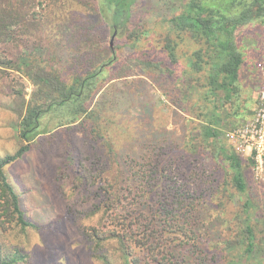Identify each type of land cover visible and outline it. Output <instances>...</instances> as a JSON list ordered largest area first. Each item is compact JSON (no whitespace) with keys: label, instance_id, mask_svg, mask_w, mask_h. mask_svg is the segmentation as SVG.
<instances>
[{"label":"rangeland","instance_id":"1","mask_svg":"<svg viewBox=\"0 0 264 264\" xmlns=\"http://www.w3.org/2000/svg\"><path fill=\"white\" fill-rule=\"evenodd\" d=\"M102 1L0 0V12L19 11L12 35L0 43V52L7 59L17 52L38 54V60L45 55L55 68H61L58 62L64 61L65 77L85 73L89 62L114 48L120 62L113 71L134 75L127 79L130 83L122 84L121 80L109 83L113 71L107 73V84L93 99L107 134L104 139L91 135L88 125L60 128L66 118L48 116L44 122L52 131L38 137L23 159L4 168L20 198L27 225L24 229L12 211L6 213L0 204V264L13 258L18 259L16 264H104L103 254L112 264H167L180 252L198 255V262L205 264H244L245 257L239 253L247 244L241 236L244 203L249 198L254 202L251 222L263 246L259 254L263 251L264 262V162L257 161L244 141L236 138L234 142L230 137L251 124L258 112L262 88L255 70H251L253 74L243 71L240 91L226 106L229 115L223 112L215 139L242 161L247 190L241 193L232 184L229 162L216 157V144L199 136L203 134L199 127L205 123L206 74L187 73L192 44L177 49L176 64L164 51L168 21L181 11L185 0H138L132 7L130 27L138 38L134 47L126 35L111 29ZM256 26L243 28L238 38L249 46V66L248 62L264 58V25ZM159 61L168 67L163 65L161 71L152 66L141 68L143 63ZM35 89L25 71L0 65V159L15 154L21 146V115ZM156 155L166 165L170 156L178 179L196 191L195 213L191 217L192 213L183 212L185 218L179 213V227L174 226L175 217L174 225H160L148 236L149 241L132 240L129 248L119 251L128 226L117 215L131 212L126 206L136 195L134 188L142 185L134 183L138 180L135 173L141 171L145 182ZM122 196L124 200L118 204L116 199Z\"/></svg>","mask_w":264,"mask_h":264},{"label":"trees","instance_id":"2","mask_svg":"<svg viewBox=\"0 0 264 264\" xmlns=\"http://www.w3.org/2000/svg\"><path fill=\"white\" fill-rule=\"evenodd\" d=\"M137 1L103 0L100 3L103 4L105 10L107 8L105 18L109 15L111 29L117 35H126V39L133 44V47L138 38L134 31L130 30V27L132 7ZM18 15L17 9L10 8L9 11L0 12V43H4L12 35ZM168 22L170 24L169 32L164 45L168 59L176 64L179 60L177 49H182L187 46L185 43L189 42L192 44L190 46L192 52L187 57V73L195 76L204 71L206 74L204 80L205 103L203 102L206 107L205 123L201 128L199 127L203 132L199 136L203 135L206 138L204 140H212L216 144V148L218 147L216 157H224L229 162L234 188L245 193L247 183L240 157L236 153L226 150L225 146L215 139L220 133L223 112L228 113L227 107L236 97L234 94L240 91L239 84L245 69L249 70L250 74H253L251 70H255V79H258V85L262 88L263 75L260 67L262 61L248 62L251 64L249 66L247 64L249 46H246L245 43L242 44L238 38L243 28L255 25L257 28L264 25V0H185L181 11ZM99 49L100 53L105 52L101 46ZM37 55L35 53L23 55L17 52L11 59H7L0 52V65L19 73L25 71L26 76L36 87L21 115L19 138L22 144L15 154H9L0 159V204L6 213L11 214L12 211L17 222L21 223L24 229L27 222L24 218L21 201L8 182L4 168L23 159L32 150L33 143L38 140V137L52 131L47 130V125L44 122L48 116L66 118L62 125H58L60 128L67 125H70L67 127L71 128L76 123L88 125L91 135H98L96 136L98 140L104 139L107 134L101 126V113L93 105V99L107 84V73H111L114 66L120 62V57L114 48H109L103 56L89 62L90 69L85 73L81 75L67 73L64 77V61L63 63L58 62L61 68H55L50 66V61L45 55L39 60L35 57ZM163 65L168 67L165 61H159L157 64L143 63L141 68L144 66V70H148L152 66L153 70L161 71ZM72 67L73 64L69 63L68 68ZM112 75L109 83L113 80H121L120 82H124L122 84H127L130 83L127 79L134 76L124 71H113ZM19 97H23V94L20 93ZM168 149L171 150L169 147ZM157 156L152 158L153 163L146 171L147 180L145 182L143 177L141 178V171L135 173L138 180H134V183L142 185L139 188H134L136 195H133L131 204L126 206L128 210L131 208V212H127L124 216L117 215L121 219L117 220L128 226L125 230L126 239L121 241L119 251L124 252V249L129 248L133 242L149 241L148 236L153 231H158L160 225L168 224L170 227L174 225L175 221H178L174 226L179 227V220H181L179 213L183 218L186 217L183 212L192 213L191 217L195 213L194 210L198 205L196 203L198 198L194 196L196 191L188 183H182L178 179L179 172L176 173L175 167L170 164L173 160L170 156L166 158V161H169L167 165ZM145 191L146 195L143 196ZM116 200L118 203L124 199L122 196L117 197ZM244 208L246 209V218L243 220L244 228L241 238H244L247 244L245 250L241 254L239 253V257H245L244 264H249L252 259L258 261L257 264H263L260 257L263 251L259 254V249L263 246H260L255 236L256 226L253 228L251 222L250 213L254 208V202L250 198L247 199ZM175 217L176 220L173 221ZM118 229L123 231V228L118 227ZM121 232H119V237L123 238ZM142 234H147V236L143 237ZM96 238L100 243L101 235ZM132 240L133 242H131ZM242 243L240 242V244ZM166 248L169 249V247ZM100 257L104 264H112L107 254ZM196 257L198 255L192 256V254H181L180 252L173 262L167 261V264H205L198 262ZM17 262L18 259L13 258L10 262L1 264H16Z\"/></svg>","mask_w":264,"mask_h":264},{"label":"built area","instance_id":"3","mask_svg":"<svg viewBox=\"0 0 264 264\" xmlns=\"http://www.w3.org/2000/svg\"><path fill=\"white\" fill-rule=\"evenodd\" d=\"M262 61L260 67L263 75V85L255 120L251 124L235 130L230 135L234 142L236 138L240 139L241 143L244 141L243 143L247 144L251 151L255 153L257 161L261 163L264 162V59Z\"/></svg>","mask_w":264,"mask_h":264}]
</instances>
